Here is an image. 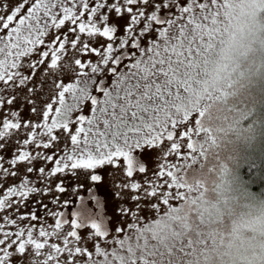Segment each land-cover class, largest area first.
I'll list each match as a JSON object with an SVG mask.
<instances>
[{
	"label": "snow or ice",
	"instance_id": "6c2138e0",
	"mask_svg": "<svg viewBox=\"0 0 264 264\" xmlns=\"http://www.w3.org/2000/svg\"><path fill=\"white\" fill-rule=\"evenodd\" d=\"M244 35L264 0H0V264H264L187 175Z\"/></svg>",
	"mask_w": 264,
	"mask_h": 264
},
{
	"label": "rangeland",
	"instance_id": "374dc122",
	"mask_svg": "<svg viewBox=\"0 0 264 264\" xmlns=\"http://www.w3.org/2000/svg\"><path fill=\"white\" fill-rule=\"evenodd\" d=\"M227 39L225 37L226 41ZM227 48L228 44L225 43L216 55V67L219 68L218 87H223L226 94H222L213 105L214 118L209 121L211 132L205 139L204 152L196 163L188 168L187 173L189 180L202 186L205 199L217 207L220 223L216 227L221 231H227L232 221L240 218L241 214L252 220L254 226L264 222V198L253 195L247 184L239 181L235 174L236 167L231 164V160L235 159L238 153L243 155L244 164L248 165L253 155V152H247L248 147L259 146L262 142L260 137L263 133L259 129L252 132L249 131L250 128L246 130L243 126L242 131L238 133L236 128L242 126L240 116L249 110L254 102L258 106L264 105V37L244 35L230 51L225 52ZM170 159L175 161L176 157L171 156ZM84 187L87 189L85 188L80 196L83 197L84 203L95 211L94 202L88 192L93 185L88 182ZM79 191L81 190L77 192ZM95 194L101 198L102 214L110 217L112 209L104 202V193L99 187V182L95 187ZM75 201L76 199H72L69 214L71 208L76 207ZM88 230L90 229L86 226L83 234Z\"/></svg>",
	"mask_w": 264,
	"mask_h": 264
},
{
	"label": "trees",
	"instance_id": "16d2710c",
	"mask_svg": "<svg viewBox=\"0 0 264 264\" xmlns=\"http://www.w3.org/2000/svg\"><path fill=\"white\" fill-rule=\"evenodd\" d=\"M249 88H253V86H249ZM261 107V105L258 106L254 102L253 105L250 106L249 110H246L242 113L240 116V120L242 119V126L236 129L238 133L242 131L243 126L246 127L244 128L246 130L250 128L249 131L252 130V132L259 129V131L263 133L260 137L262 142L259 146L248 147L247 152H253V155L249 159L248 165L244 164V160L242 159L243 155H238V153L235 159L231 160V164L232 166L236 167L235 174L238 176L239 181H241V183H246L248 186L247 188L251 190L253 195L256 194L258 197L264 198V105L262 108ZM238 145H240V143ZM85 188L86 187L80 189L81 191H79V193L77 192L73 194L69 192L67 195L71 200L76 199V196H80L84 193V190L87 189Z\"/></svg>",
	"mask_w": 264,
	"mask_h": 264
}]
</instances>
